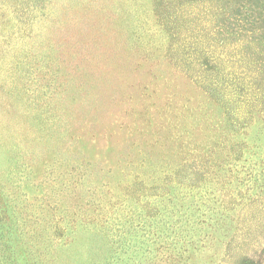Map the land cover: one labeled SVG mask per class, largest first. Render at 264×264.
<instances>
[{
  "label": "rangeland",
  "instance_id": "rangeland-1",
  "mask_svg": "<svg viewBox=\"0 0 264 264\" xmlns=\"http://www.w3.org/2000/svg\"><path fill=\"white\" fill-rule=\"evenodd\" d=\"M207 4L0 0V264H264V44Z\"/></svg>",
  "mask_w": 264,
  "mask_h": 264
},
{
  "label": "trees",
  "instance_id": "trees-1",
  "mask_svg": "<svg viewBox=\"0 0 264 264\" xmlns=\"http://www.w3.org/2000/svg\"><path fill=\"white\" fill-rule=\"evenodd\" d=\"M206 2L208 4L202 7L207 8L210 14L213 13L211 21L215 23L214 29H217L214 35L236 29L248 35L246 38L248 40L244 39L243 45L246 43L249 46L257 40L259 44H264L261 36L256 35L259 31L264 33V0H248V2L246 0H206ZM237 34L240 33H235L234 40ZM216 42L220 43V41Z\"/></svg>",
  "mask_w": 264,
  "mask_h": 264
}]
</instances>
